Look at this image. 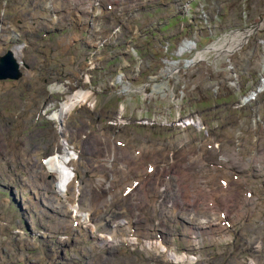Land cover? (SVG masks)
Returning a JSON list of instances; mask_svg holds the SVG:
<instances>
[{
	"label": "bare ground",
	"instance_id": "obj_1",
	"mask_svg": "<svg viewBox=\"0 0 264 264\" xmlns=\"http://www.w3.org/2000/svg\"><path fill=\"white\" fill-rule=\"evenodd\" d=\"M67 2L50 0L47 5L62 8ZM160 2L164 8L165 2ZM258 4V23H251L255 21L254 17L243 18L240 15L242 11L249 14V7ZM143 6L144 1L139 0L130 8L136 7L133 11H137ZM157 6L147 9L154 10ZM227 7L228 0H198L201 20L212 24L184 29L174 37L177 38L175 41L163 45L162 68L151 72L146 79L147 85L135 92L130 100H126L129 89L119 92L123 97L118 102L119 106H132L137 95L148 89L140 97L141 104L148 107H133L135 118L123 116L122 109L118 117H111V104L99 102L87 85L82 86V80L71 82L69 90L65 85L62 89L45 86L44 107L38 113L42 116L38 118L55 124L29 127L33 144L28 141V136H22V153L31 157L32 165L24 162L19 167L14 183L18 186L6 185V197L25 218H29V226L37 228V237L41 230L51 235L45 246L64 251L68 264H100L103 259L107 262L113 257L120 259L125 254L133 255L138 262L142 252L153 260L151 264L182 261L180 256L170 251L172 242L166 222L174 215L161 208V201L169 196L172 187L163 171L165 167L169 171H188V159L195 155L208 163L210 154L204 151L206 143L209 149L211 147L221 153L218 161L210 163V168L236 172L255 187L253 195L257 192V196H264L261 193L264 187V179L261 178L264 173V1L237 0V10L232 11L237 21L233 23H229L232 13ZM78 9L83 11V8ZM134 15L138 16V13L132 12V17ZM167 28V23H158L157 32H165ZM253 39H259L256 46L252 45ZM91 41V38L84 40L89 44ZM247 44L252 48L249 49ZM124 47L127 53L120 52L117 58L132 59L135 55L129 54L134 51L130 45H122L118 51ZM24 49L25 45L21 44L3 54L11 51L22 73L17 80H7H21L20 59L25 62L21 57ZM202 49H210L211 53L201 54ZM185 52L188 55L183 56ZM196 74L206 75L208 79L199 80L194 77ZM118 78L114 80L115 87L122 81L121 77ZM138 87L139 83L132 90L136 91ZM220 89L257 98L250 105L235 106L234 114L227 121L203 123L207 115L226 113L223 105L216 108L202 102L216 97ZM70 90L74 93L71 96L68 95ZM167 91L175 96L168 107L163 99ZM214 91L216 95L213 96ZM229 97L233 102L238 100L237 96ZM261 101L263 108L260 109ZM94 107L99 112H94ZM73 111L80 114L82 126L65 124ZM168 115L184 121L176 141H171L169 135L166 138L163 133L155 135L147 131L150 127L161 126ZM135 126L145 130L140 131ZM171 129L174 130V126H169L167 133ZM229 140L233 142L232 153L222 152L223 143L228 145ZM246 142L258 143L259 148L244 152ZM170 156L174 157L172 163ZM165 158L169 162L162 163ZM198 167L210 169L201 164ZM216 172L220 174L223 171ZM199 182L194 180L195 184ZM204 182L210 189L223 187ZM243 201L248 200L241 198L237 202ZM32 205L37 206L34 211L31 210ZM151 212H156L157 217H153ZM53 215H57L59 221L54 217L51 224L66 230L59 232L60 236L53 235L43 224ZM195 215L199 221L188 218L186 224L198 222L205 227L200 213L196 211ZM42 239L39 237L37 240L40 242ZM66 249L75 251V254H69ZM189 251L190 248L183 251L185 256L196 254Z\"/></svg>",
	"mask_w": 264,
	"mask_h": 264
},
{
	"label": "rangeland",
	"instance_id": "obj_2",
	"mask_svg": "<svg viewBox=\"0 0 264 264\" xmlns=\"http://www.w3.org/2000/svg\"><path fill=\"white\" fill-rule=\"evenodd\" d=\"M49 1L0 0V56L18 45H25L21 54L25 62L20 59L23 72L21 80L0 81V264H14L16 261L15 264H68L64 251H55L45 246L51 235L41 230L39 237L43 239L39 242V237L35 235L37 228H31L29 218H25L6 197V185L18 186L14 183L19 167L24 162L32 165L31 157L22 153V136H28V141L33 144L29 127L55 124L38 118L42 116L38 113L44 107L45 86L49 89H62L65 85L69 90L71 82L82 80V86L87 85L91 90L89 92L92 96L97 95L99 102L111 104V117H118L119 110L122 109L123 116L135 118L133 107L143 105L140 97L148 89L137 95L132 106H119L118 102L123 98L119 92L129 89L126 100H130L135 92L147 85L146 79L150 73L162 68L163 45L175 41L177 38L174 37H178L184 29L212 24L201 20L198 0H142L144 6L137 11H133L136 7L130 8V5L139 0H68L62 8L47 5ZM160 1L165 2L164 8ZM263 1L260 0L262 3ZM155 4L158 6L154 10L147 9ZM258 6L259 4L249 7V14L245 15V11H242L240 15L243 18L254 17L255 21L251 23H258ZM78 8H83V11ZM227 9L232 13L229 23L237 21V16L232 12L237 10V0H228ZM132 12L138 13V16L132 17ZM163 22L167 23L168 28L165 32H157L158 23ZM86 38L92 39L91 44L84 42ZM258 40L253 39L252 45L256 46ZM122 45L132 47L134 51L129 52L135 55L132 59L125 61L117 58L118 53H127L125 47L118 51ZM247 46L252 48L251 44ZM204 49L200 50L201 54L211 53L210 49ZM118 77L122 81L115 87L114 80L119 79ZM191 77L193 76L190 75ZM194 77L203 81L208 79L203 74H196ZM137 83L139 87L133 91ZM73 94L71 90L68 92L69 96ZM229 96H237L238 100L233 102ZM174 98L171 91L164 93L163 99L166 100L167 107ZM203 98L206 99V96ZM256 98L255 95L234 94L230 89L226 92L220 89L216 97L202 102L205 106L216 108L223 105L226 113L207 115L203 123L227 121L234 114L235 106L244 103L250 105ZM93 111L99 112L96 107ZM65 121L66 125L82 126L80 114L76 111ZM183 124L184 121L176 116L168 115L164 117L161 126L150 127L147 131L155 135L163 133L166 138L169 135L171 141H176ZM171 125L174 130L167 133L166 130ZM200 125L201 123L196 126ZM137 128L145 130L144 127ZM190 142L194 143L193 140ZM24 143H27V139ZM204 148L210 154L207 157L208 163L195 155L188 159V171H169L167 167L163 171L172 187L169 196L161 201V208L169 215H174L173 219H167L166 222L169 224L172 242L170 251L182 258V261L174 260V264H264V196H257V192L253 195L255 187L236 172L210 168V163L218 161L221 153L215 152L211 147L209 149L208 143ZM232 148V141L228 145L224 142L222 152L232 153ZM245 149L244 152L252 150V143L246 142ZM173 160L174 157L170 156L171 163ZM164 161L168 159H162V163ZM199 164L210 169L199 168ZM217 170L223 172L218 174ZM184 175L188 177L182 182ZM261 178L264 179V173ZM194 180L200 182L195 184ZM204 181L223 187L220 190L210 189ZM261 193L264 194V187ZM241 198L248 201L237 202ZM36 208V205H32L31 210ZM196 211L200 213V220L205 227L198 225V222L186 224L185 220L188 218L199 221ZM151 215L157 217L156 212H151ZM54 217L59 221V217L53 215L43 224L53 235L60 236L59 232L66 230L60 225L51 224ZM195 227L201 229L195 231ZM187 248H190L189 253L196 254L192 257L185 256L183 251ZM66 251L71 255L75 254L70 249ZM112 259L107 262L103 259L100 264L153 262L143 252L138 262H135V257L131 254Z\"/></svg>",
	"mask_w": 264,
	"mask_h": 264
},
{
	"label": "water",
	"instance_id": "obj_3",
	"mask_svg": "<svg viewBox=\"0 0 264 264\" xmlns=\"http://www.w3.org/2000/svg\"><path fill=\"white\" fill-rule=\"evenodd\" d=\"M188 55V52H185L183 56ZM22 73L20 71V66L17 59L14 57L11 51L7 52L5 55L0 56V80H7V79H19ZM212 95H216V91L212 93ZM253 148L258 149L259 144H252ZM188 175H184L182 182Z\"/></svg>",
	"mask_w": 264,
	"mask_h": 264
}]
</instances>
